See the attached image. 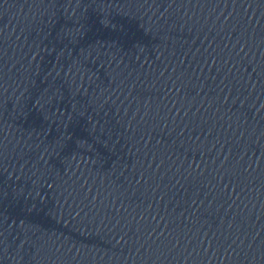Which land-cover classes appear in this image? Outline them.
Listing matches in <instances>:
<instances>
[{
	"label": "water",
	"instance_id": "95a60500",
	"mask_svg": "<svg viewBox=\"0 0 264 264\" xmlns=\"http://www.w3.org/2000/svg\"><path fill=\"white\" fill-rule=\"evenodd\" d=\"M0 264H264V0H0Z\"/></svg>",
	"mask_w": 264,
	"mask_h": 264
}]
</instances>
